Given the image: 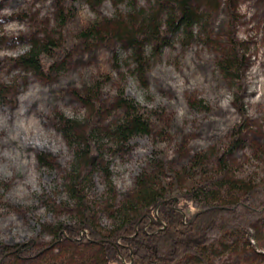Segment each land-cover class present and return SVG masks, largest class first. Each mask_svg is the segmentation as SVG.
<instances>
[{
  "label": "rangeland",
  "instance_id": "obj_1",
  "mask_svg": "<svg viewBox=\"0 0 264 264\" xmlns=\"http://www.w3.org/2000/svg\"><path fill=\"white\" fill-rule=\"evenodd\" d=\"M157 7L156 0H0V246L33 244L30 259L10 257L0 264H108L99 245L58 240L59 227L81 218L67 194L75 151L59 117L93 124L101 107L103 119L112 121L119 115L120 91L152 117V137H138L123 150L104 142L102 165L109 166V177L103 169L89 173L85 194L92 226L103 235L113 228L114 207L134 192L150 161L165 159L181 171L199 157L216 167L228 149L241 117L233 105L235 88L220 73V55L207 36L189 47L175 38L161 55L148 48L143 79L123 42L83 36L91 29L117 31L142 12L156 15ZM210 19L207 31L216 44L225 48L236 35L247 56L249 125L245 145L229 157L230 167L238 178L264 180V0H222ZM45 44H56L66 57L47 59L54 65L48 73L26 69L21 58ZM95 85L93 97L99 99L88 106L80 95ZM166 182L172 198L189 186L186 176L178 186ZM184 210L186 221L201 208ZM257 214L254 207L250 213L240 210L238 222L253 225ZM217 248L205 255L208 264H264V240L252 239L232 253ZM197 260L187 256L178 264H203Z\"/></svg>",
  "mask_w": 264,
  "mask_h": 264
},
{
  "label": "trees",
  "instance_id": "obj_2",
  "mask_svg": "<svg viewBox=\"0 0 264 264\" xmlns=\"http://www.w3.org/2000/svg\"><path fill=\"white\" fill-rule=\"evenodd\" d=\"M221 1L156 0L159 9L156 15L142 12L139 20L132 19L130 24L117 31L106 29L107 32L99 33L91 29L84 33L83 36L93 39H98L101 34V41L123 42L132 53L140 79L146 75L148 48H151L152 55H161L175 38L182 46L189 47L203 35L207 36L209 44L220 55L216 62L220 73L235 88L233 105L238 109L241 121L232 132L228 149L217 157L216 167L199 157L193 158L181 171L173 169L165 159L150 161L138 177L134 192L114 207L113 228L108 235H103L92 226L93 215L85 194V185L90 182L89 173L93 169H103L109 177V166L102 165L104 142L123 150L138 137H152V117L123 91L116 96L119 115L109 123L103 119L101 107L96 109L93 124L59 117L61 133L75 151L67 194L81 218L74 225L59 227L58 240L99 245L108 264H178L187 256L208 264L205 255L212 254L219 249L217 247L232 253L236 246H249L252 239L264 240V180L238 178L230 167L229 157L245 145L244 135L249 125L244 102L247 56L236 35L230 37L223 48L214 41L212 31H207L212 20L210 16L219 12ZM57 55L66 57V52L56 44L35 45L21 58V64L28 70L48 73L54 65H49L46 60ZM97 86L81 93L80 98L86 105L95 106L91 102L98 98L96 94V98L93 97ZM39 161L44 164L43 157ZM80 169H87V176L82 177ZM182 176L187 177L189 186L178 197L172 198L174 190L166 181L170 179L174 186H178ZM175 199L179 200L176 206ZM191 205L201 211L185 221L184 208ZM253 207L258 213L253 225L239 223V211L250 213ZM32 252L33 244L15 248L2 245L0 262L10 257L25 261L30 259Z\"/></svg>",
  "mask_w": 264,
  "mask_h": 264
}]
</instances>
